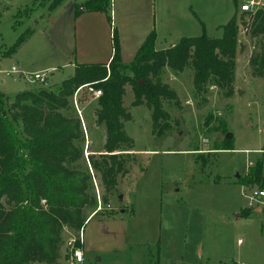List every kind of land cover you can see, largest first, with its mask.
<instances>
[{"label": "rangeland", "instance_id": "374dc122", "mask_svg": "<svg viewBox=\"0 0 264 264\" xmlns=\"http://www.w3.org/2000/svg\"><path fill=\"white\" fill-rule=\"evenodd\" d=\"M52 1L0 0V81L8 96L39 87L55 91L75 71L79 59L70 13H76L87 0H64L51 9ZM148 2L152 8L153 0ZM111 5L114 32L122 24V4L113 0ZM95 24L100 49L105 37L102 39L100 26ZM27 30L15 53L3 56ZM205 32L210 37L222 36V29L212 25ZM239 39L231 96L226 95L228 88L216 85L206 94H197L191 65L183 72H162V81L176 98L163 101L168 118L155 132L151 111L145 104L133 105V88L126 85L124 107L131 119L125 121V131L134 139L135 154L126 157L128 173L120 178L117 195L108 196L111 208L104 205L85 225L87 246L94 237L103 240L86 251L84 264H149L153 255L160 257V264H264V202L248 197L258 188L238 183L250 165L259 159L264 162V78L254 77L251 71L255 41L246 30L240 32ZM51 66L55 69H47ZM13 67L18 72L7 75L5 71ZM39 71H47L50 77L43 86L20 74ZM96 101L94 92L84 87L74 95L72 106L77 114L81 111L86 130L84 159L94 175L96 197L99 194L104 203L101 176L89 165L91 154L99 158L104 141L105 127L94 123ZM225 123L233 149L218 151L216 145L227 136ZM144 163L145 170L140 171ZM245 208H252V214L243 215ZM95 209H88L86 216ZM76 234L64 227L58 264H68L67 241ZM119 238L122 241L118 243Z\"/></svg>", "mask_w": 264, "mask_h": 264}, {"label": "trees", "instance_id": "16d2710c", "mask_svg": "<svg viewBox=\"0 0 264 264\" xmlns=\"http://www.w3.org/2000/svg\"><path fill=\"white\" fill-rule=\"evenodd\" d=\"M62 2L53 0L50 8ZM84 11L104 12L112 21L109 0H87L75 15ZM221 28V37H210L204 31L160 50L152 31L130 64L122 60L114 30L110 63L76 64L73 75L61 81L55 91L39 87L8 96L0 82V264H58L64 227L79 231L88 218L87 210L97 206L94 175L84 159L86 130L72 106L81 87L89 85L92 92H102L93 120L105 127V143L98 151L99 158L90 155L89 165L101 176L107 205L108 196L117 195L119 180L128 173L126 157L135 154L134 139L125 131V121L131 119L124 107L126 85L133 88V105L145 104L151 111L154 132L168 118L163 101L176 98L161 79L166 69L178 73L191 65L197 94H206L216 85L228 88L226 95L231 96L242 30L256 45L250 57L252 75L264 78V6L255 13H236ZM29 31L3 56L14 54ZM223 130L226 134V123ZM87 131H91L90 125ZM231 141L232 136H226L215 149L232 150ZM145 167L146 163L142 164L140 171ZM238 183L264 190L263 160L250 165ZM252 212V208L242 210L245 216Z\"/></svg>", "mask_w": 264, "mask_h": 264}, {"label": "crops", "instance_id": "0c3cea01", "mask_svg": "<svg viewBox=\"0 0 264 264\" xmlns=\"http://www.w3.org/2000/svg\"><path fill=\"white\" fill-rule=\"evenodd\" d=\"M244 1L264 2V0H153L151 8L148 0H135V3L134 0H120L122 4L120 23L122 24L118 28L116 27L115 30L120 43L122 60L125 64L127 61L129 63L132 62L138 49L152 31L156 32V49L159 48L158 45H160V49H166L177 44V39L190 37V35L198 31H205L210 25L216 29L221 28L238 13L239 5ZM234 5L235 9L233 8ZM107 17L106 13L100 11H84L79 16H76L75 13H70V18L75 24L74 37L77 42L75 54L77 56L76 60L79 59V61H76L77 64L105 63L108 65L110 63L114 55V32L113 21H110ZM95 22H98L100 26L99 31L102 39L105 37V40L101 42L100 49H97L98 41L96 39L97 29L94 28ZM47 69H55V67L51 66ZM55 78V76L53 78L51 76L52 81ZM0 82L3 90V81ZM88 90L91 91L89 88ZM105 137L104 129L102 147L105 143ZM255 210H260V208ZM111 223L115 224L113 221ZM102 240L103 238L97 240V237H94L88 242L87 246L85 236V260L86 251L94 249L95 243H102ZM118 241L120 242L122 239L120 240L119 238L117 239ZM118 243L117 245H119ZM98 245L97 247H101L100 244ZM119 246L120 249L124 248L122 243ZM159 258L158 255H153L152 259L149 260V264H160ZM240 264L245 263L242 262Z\"/></svg>", "mask_w": 264, "mask_h": 264}, {"label": "built area", "instance_id": "2783aa9c", "mask_svg": "<svg viewBox=\"0 0 264 264\" xmlns=\"http://www.w3.org/2000/svg\"><path fill=\"white\" fill-rule=\"evenodd\" d=\"M111 4H113V0H109ZM264 6V2L262 1H244L241 3L238 7V12H250L255 13L260 7ZM7 75H10L11 73L18 72V70L13 67L12 70L5 71ZM44 72H36L32 74H27L25 72H21V76H23L27 81L30 82H36L39 85H45L50 80V77ZM89 85H85L84 87L88 88ZM81 87L78 92L84 88ZM77 92V93H78ZM76 93V95H77ZM94 94L96 97L100 96L102 94L101 90L94 91ZM78 109V108H77ZM79 114L81 115V111L78 109ZM246 194V192H245ZM252 201H255L256 203L262 204L264 202V190L259 189L258 191H254L252 194L248 196ZM97 207L93 214H91L85 221L84 225L80 228L79 231H77V234L73 237H70L67 241V263L68 264H84L85 262V225L86 223L96 214L101 212L103 210V206L105 205L102 203L101 197L98 194L97 196ZM108 208H111V204L106 205Z\"/></svg>", "mask_w": 264, "mask_h": 264}, {"label": "water", "instance_id": "95a60500", "mask_svg": "<svg viewBox=\"0 0 264 264\" xmlns=\"http://www.w3.org/2000/svg\"><path fill=\"white\" fill-rule=\"evenodd\" d=\"M54 76H52V78H53ZM140 82H142V81H140ZM232 135L231 134H227V137H231ZM122 197V195H119V198H121Z\"/></svg>", "mask_w": 264, "mask_h": 264}]
</instances>
